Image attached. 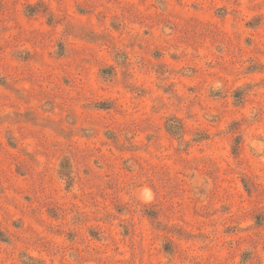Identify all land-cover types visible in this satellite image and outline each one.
I'll return each mask as SVG.
<instances>
[{
  "label": "rangeland",
  "instance_id": "374dc122",
  "mask_svg": "<svg viewBox=\"0 0 264 264\" xmlns=\"http://www.w3.org/2000/svg\"><path fill=\"white\" fill-rule=\"evenodd\" d=\"M0 264H264V0H0Z\"/></svg>",
  "mask_w": 264,
  "mask_h": 264
}]
</instances>
